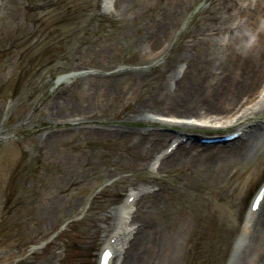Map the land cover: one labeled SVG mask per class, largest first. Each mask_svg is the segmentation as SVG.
<instances>
[{
	"label": "rangeland",
	"instance_id": "1",
	"mask_svg": "<svg viewBox=\"0 0 264 264\" xmlns=\"http://www.w3.org/2000/svg\"><path fill=\"white\" fill-rule=\"evenodd\" d=\"M250 3L264 8V0ZM170 20L177 21L171 31L184 35V44L203 32L241 30L238 0H0V264H62L69 251L71 264H97L108 236L119 237L117 214L131 193L136 200L122 237L130 245L129 264H173L161 234L180 214L191 226L181 264H264V209L253 229L248 217V201L264 180V143L251 163L256 174L205 184L180 169L161 182L160 191L134 170L138 159L124 146L139 141L146 129L168 133L152 141L147 157L140 159L151 171L167 145L180 139L176 130L127 117L74 121L56 115L74 100L78 89L73 84L88 68L68 64L80 63L87 53L100 56V45L116 44L114 70L138 67L128 63L137 51L136 39L169 33ZM263 86L264 81L243 105L257 103ZM255 108L263 119L264 102ZM233 131L189 132L201 142ZM60 140L77 164L67 179L62 164L43 154ZM48 189L51 199L41 204L39 195ZM149 191L162 193V199L138 203ZM141 225L144 230L134 236ZM121 250L117 247L121 256H114L115 264L124 260ZM80 255L82 261H76Z\"/></svg>",
	"mask_w": 264,
	"mask_h": 264
},
{
	"label": "bare ground",
	"instance_id": "2",
	"mask_svg": "<svg viewBox=\"0 0 264 264\" xmlns=\"http://www.w3.org/2000/svg\"><path fill=\"white\" fill-rule=\"evenodd\" d=\"M250 1L238 0L239 31L203 32L192 36L190 42L184 44L185 36L175 35L171 31L177 21L170 20L167 22L169 33L136 39L134 43L137 51L128 63L138 67L132 69L114 70L119 64L115 52L117 45H100L97 49L100 56L87 53L80 63L67 65L71 69L79 66L88 68L79 73L82 77L77 78L73 84L78 90L74 100L66 102L70 108L58 110L56 115L64 119L72 117L75 118L74 121L127 117L158 123L165 131L176 130V133L181 134L178 137L181 139L186 135L190 136L189 140L181 141L174 152L157 158L151 171H148L147 164L140 159L147 157V146L152 141L165 138L168 133L146 129L140 131L143 138L137 142H127L124 146L123 151L127 155L138 159L134 163V170L145 174L148 182L157 185L160 191L163 190L161 182L180 169L188 172L197 182L205 184H217L229 175L256 174L251 163L264 143V118L260 119L259 113L262 111L256 110L255 104L264 102V86L259 92L257 103H252L249 108L243 104L252 101L253 94L264 81V8L255 9ZM159 59L161 61H156ZM143 66H147V69ZM151 80L155 82L141 94V88ZM63 101L61 103L65 106ZM157 117L174 120L189 118L193 121L178 122L160 120ZM199 121L203 122L198 125ZM205 128L214 131L234 129L239 131V136L231 141L204 144L198 142V135H191L189 132ZM63 141L60 140L59 145L50 143L49 146L56 149L50 152L46 149L43 154L49 160H58L62 164L67 179L75 174L77 164L73 162V155L62 149ZM243 164L246 169L242 168ZM43 191L39 195L41 204L48 203L52 195L49 189ZM161 194L149 191L145 197L138 198V203L150 200L158 202L162 199ZM261 202L257 213L249 216L250 229L255 227L264 209V199ZM132 205H122L117 214L121 222L116 226L119 237L109 246L112 250L109 264H115L114 256H121L116 252L117 247L123 250L124 260L121 264H129L125 255L129 252L130 245L123 242L122 237L128 228L126 224L132 218ZM146 208L150 209L148 206ZM261 222L264 224V220ZM190 229L189 219L180 214V217L176 215L171 219V225L161 234L170 258L173 257V264H181ZM143 230L142 225L137 227L134 236ZM261 232L264 251V232ZM252 235L253 233L249 234L246 241L247 251L254 243Z\"/></svg>",
	"mask_w": 264,
	"mask_h": 264
},
{
	"label": "trees",
	"instance_id": "3",
	"mask_svg": "<svg viewBox=\"0 0 264 264\" xmlns=\"http://www.w3.org/2000/svg\"><path fill=\"white\" fill-rule=\"evenodd\" d=\"M69 253H70V251H69ZM69 253L67 252V254L65 255V258H63V262H62V264H71V260H70V256H69ZM82 259H83V256H78V257H76V261H79V262H81L82 261Z\"/></svg>",
	"mask_w": 264,
	"mask_h": 264
}]
</instances>
